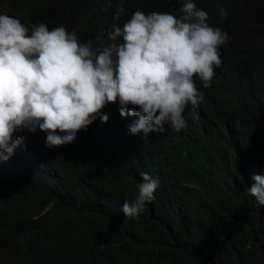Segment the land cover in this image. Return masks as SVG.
<instances>
[{"label": "trees", "instance_id": "obj_1", "mask_svg": "<svg viewBox=\"0 0 264 264\" xmlns=\"http://www.w3.org/2000/svg\"><path fill=\"white\" fill-rule=\"evenodd\" d=\"M109 2L129 16L183 15V0H0V11L29 32L45 23L93 40L115 22ZM194 2L230 36L198 120L192 114L185 132L140 141L121 131L110 147L106 135L87 145L89 133L79 131L53 154L38 149L42 131L25 129L32 143L22 157L0 163V264H264V206L246 192L264 174V161L254 168L264 155V0ZM146 168L163 180L154 214L125 217L121 204Z\"/></svg>", "mask_w": 264, "mask_h": 264}, {"label": "clouds", "instance_id": "obj_2", "mask_svg": "<svg viewBox=\"0 0 264 264\" xmlns=\"http://www.w3.org/2000/svg\"><path fill=\"white\" fill-rule=\"evenodd\" d=\"M109 7L115 22L102 26L93 40L45 23L29 32L20 19L0 11L3 167L14 166L32 143L25 129L42 131L38 149L53 154L76 141L79 131L80 139L89 133L87 145L94 135H106L110 147L121 131L137 141L152 132H185L192 114L198 120L204 90L223 68L228 33L210 26L209 13L194 0H183L180 18L140 10L129 16L110 2L104 10ZM218 10L227 17L225 8ZM98 126L105 131L91 133ZM263 161L264 155L257 171ZM252 180L246 192L264 206V174ZM161 186L157 172L140 171L136 192L121 204L125 217L154 214Z\"/></svg>", "mask_w": 264, "mask_h": 264}, {"label": "bare ground", "instance_id": "obj_3", "mask_svg": "<svg viewBox=\"0 0 264 264\" xmlns=\"http://www.w3.org/2000/svg\"><path fill=\"white\" fill-rule=\"evenodd\" d=\"M237 21H239V18L237 19ZM237 24H238V22H237ZM240 24H241V22H240ZM241 25L243 26V24H241ZM238 26H239V25H238ZM242 26H240V28H241ZM236 29H238V28H236ZM236 29H235V30H236ZM234 37H235V36H234ZM237 37H238V36H237ZM239 37H240V36H239ZM261 42H262V41H261ZM263 43H264V41H263ZM256 45H257V44H255V46H256ZM258 46H260V45H258ZM258 46H256V47H258ZM227 51H228V50H227ZM242 54H243V53H242ZM237 57H238V56H237ZM222 60H223V59H222ZM224 61H225V60H224ZM234 61H236V59H235ZM222 62H223V61H222ZM223 63H224V62H223ZM225 64H226V63H225ZM228 64H230V63H228ZM226 67H227V66H226ZM233 67H235V66H233ZM224 69H225V68H224ZM230 69H231V68H230ZM230 69H229V72L231 71ZM235 71H236V70H235ZM225 72H226V71H225ZM225 72H224V73H225ZM233 76H234V75H233ZM228 77H230V76L228 75ZM232 80H233V78H232ZM233 85H236V84H233ZM252 88H253V87H252ZM236 90H237V89H236ZM261 90H262V89H261ZM234 92H235V91H234ZM237 92H238V91H237ZM242 92H243V91H242ZM242 92H241V93H242ZM238 93H239V92H238ZM237 95H238V94H237ZM240 96H241V95H240ZM243 96H244V95H243ZM238 97H239V96H238ZM239 99H240V98H239ZM205 109H206V108H205ZM206 115H207V114H206ZM202 116H203V115H202ZM207 116H208V115H207ZM207 119H208V118H207ZM200 120H201V119H200ZM204 120H206V119H204ZM204 120H203V121H204ZM201 121H202V120H201ZM205 124H206V123H205ZM207 128H208V126H207ZM187 130H188V129H187ZM207 132H208V131H207ZM212 132H213V131H212ZM209 133H210V132H209ZM149 134H150V133H149ZM148 136H149V135H148ZM139 141H140V140H139ZM143 142H144V141H143ZM138 143H139V142H138ZM158 143H159V141H158ZM164 144H165V143H164ZM238 144H239V143H238ZM152 145H153V144H152ZM236 146H237V144H236ZM159 147H160V146H159ZM140 148H141V147H140ZM166 148H167V147H166ZM239 148H240V147H239ZM163 149H164V147H163ZM240 149H241V148H240ZM146 150H147V149H146ZM146 150H145V151H146ZM166 150H167V149H166ZM116 151H117V150H116ZM145 151H144V152H145ZM152 151H153V150H152ZM155 151H156V149H155ZM164 151H165V150H164ZM237 151H239V150H237ZM142 152H143V151H142ZM242 152H243V151H242ZM140 153H141V152H140ZM161 153H162V152H161ZM143 154H144V153H143ZM153 154H154V153H153ZM156 154H157V152H156ZM26 155H27V154H26ZM129 155H130V154H129ZM132 155H133V154H132ZM146 155H147V154H146ZM154 155H155V154H154ZM240 155H241V154H240ZM159 156H160V155H159ZM215 156H216V155H215ZM217 156H218V155H217ZM25 157H26V156H25ZM141 157H143V155H142ZM151 157H152V156H151ZM170 157H171V156H170ZM242 157H243V156H242ZM20 158H21V157H20ZM155 158H157V156H156ZM164 158H165V157H164ZM171 158H172V157H171ZM214 158H216V157H214ZM214 158H213L212 160H215ZM140 159H142V158H140ZM172 159H174V158H172ZM217 159H218V158H217ZM241 159H242V158H241ZM143 160H144V159H143ZM160 160H161V159H160ZM170 160H171V159H170ZM212 160H211V161H212ZM242 160H243V159H242ZM247 160H248V159H247ZM150 161H151V160H150ZM166 161H167V159H166ZM172 162H173V161H172ZM212 162H213V161H212ZM216 162H217V161H216ZM155 163H156V162H155ZM163 163H164V162H163ZM213 163H214V162H213ZM217 163H218V162H217ZM217 163H216V165H217ZM246 163H247V162H246ZM144 164H145V162H144ZM160 164H162V162H161ZM170 164H171V162H170ZM249 164H250V163H249ZM151 165H152V164H151ZM164 165H167V164L164 163ZM251 165H252V164H251ZM22 166H23V165H22ZM28 166H30V164H29ZM31 166H32V165H31ZM121 166H122V165H121ZM147 166H148V165H147ZM224 166H225V164H224ZM242 166H244V165H242ZM149 167H150V166H149ZM159 167H160V166H159ZM44 168H45V167H44ZM44 168H43V169H44ZM122 168H123V167H122ZM126 168H127V167H126ZM151 168L153 169L152 166H151ZM154 168H155V167H154ZM224 168H225V167H224ZM146 169H147V168H146ZM152 169H151V170H152ZM157 170H158V169H157ZM141 171H142V170H141ZM153 171H154V170H153ZM160 171H161V170H160ZM160 171H159V172H160ZM159 175H160V173H159ZM162 175L164 176V174H162ZM126 176H127V175H126ZM164 178H165V176H164ZM166 179H167V178H166ZM162 181H163V180H162ZM166 184H167V182H166ZM171 186H172V185H171ZM171 186H170V189H172ZM166 187H167V186H166ZM168 187H169V184H168ZM168 187H167V189H168ZM173 187H174V186H173ZM176 188H177V187H176ZM178 188H179V186H178ZM178 188L176 189V191H178ZM162 190H163V189H162ZM182 190H183V189H181V193L183 192ZM164 191H167V190H164ZM169 193H170V191H169ZM173 193H174V192H173ZM177 193H178V192H177ZM166 195H167V194H166ZM168 195H169V194H168ZM110 196H111V194H110ZM157 198H158V197H157ZM168 198H169V197H168ZM171 198H172V196H171ZM173 198H174V197H173ZM175 198H176V197H175ZM177 198H178V196H177ZM177 198H176V199H177ZM111 202H112V201H111ZM174 202H176V201L174 200ZM173 204H174V203H173ZM112 205H113V203H112ZM197 206H198V205H197ZM113 207H114V206H113ZM194 210H195V208H194ZM70 215H71V214H70ZM38 225H39V224H38Z\"/></svg>", "mask_w": 264, "mask_h": 264}]
</instances>
